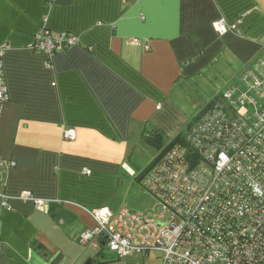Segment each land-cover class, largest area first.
<instances>
[{
  "label": "crops",
  "instance_id": "1",
  "mask_svg": "<svg viewBox=\"0 0 264 264\" xmlns=\"http://www.w3.org/2000/svg\"><path fill=\"white\" fill-rule=\"evenodd\" d=\"M220 18L237 27L219 35ZM44 29L79 43L32 49ZM2 45L0 156L16 164L0 168V264H117L79 241L95 226L87 210L148 208V193L130 202L157 155L144 133H185L240 84L264 47V0H0ZM28 191L44 203L18 197Z\"/></svg>",
  "mask_w": 264,
  "mask_h": 264
},
{
  "label": "built area",
  "instance_id": "2",
  "mask_svg": "<svg viewBox=\"0 0 264 264\" xmlns=\"http://www.w3.org/2000/svg\"><path fill=\"white\" fill-rule=\"evenodd\" d=\"M214 24L219 35L237 27L223 18ZM78 43L72 34L54 36L44 29L31 48L53 56ZM6 49L0 46V124L9 99ZM239 82L189 126V147H171L144 173L142 186L155 202L152 215L128 208L88 209L95 226L79 241L100 252L105 240V248L118 259L160 252L162 264H264V47L245 65ZM62 136L72 141L75 128ZM15 164L0 156V168ZM0 196L2 206L10 209V197ZM18 197L44 203L30 191Z\"/></svg>",
  "mask_w": 264,
  "mask_h": 264
},
{
  "label": "trees",
  "instance_id": "3",
  "mask_svg": "<svg viewBox=\"0 0 264 264\" xmlns=\"http://www.w3.org/2000/svg\"><path fill=\"white\" fill-rule=\"evenodd\" d=\"M222 97H223V94L221 93V95L220 96H218V97H216V98H214V99H212L211 100V102L200 112V114L202 113V112H204L205 110H207L208 108H209V106H211L213 103H215L216 101H220L221 99H222ZM199 114V115H200ZM198 115V116H199ZM197 116V117H198ZM196 117V118H197ZM196 118H194V120L192 121V122H190L189 123V126L196 120ZM189 126H188V128H187V134H188V129H189ZM187 134H185V133H181V134H179V135H177V137H175V138H173V139H171V140H167L166 138H165V136L163 135V133L162 132H159L158 130H154V131H151V132H148V131H146L145 133H144V136H145V138L147 139V141H148V143L149 144H151V145H153L156 149H157V155H156V157H155V159L150 163V164H148L145 168H144V170L143 171H141L138 175H137V180L141 183V185H142V178H143V176H144V173L148 170V169H150V167L155 163V161L156 160H158L160 157H162L163 156V154H165L166 153V151H168V150H170L171 149V147H173V146H175V145H177L178 143L179 144H183V145H187V143H185V139H186V136H187ZM189 145V144H188ZM187 145V146H188ZM189 147V146H188ZM189 151H190V148H189ZM189 151H188V153H189ZM195 154H196V156L198 155L196 152H195ZM193 155L194 154H192L191 152H190V155L188 156V158L189 159H191V162H190V166L192 165V166H194L195 164H194V162H195V158L193 159ZM103 255V252L102 251H100V255ZM103 257H104V255H103ZM111 258H114V257H111Z\"/></svg>",
  "mask_w": 264,
  "mask_h": 264
},
{
  "label": "rangeland",
  "instance_id": "4",
  "mask_svg": "<svg viewBox=\"0 0 264 264\" xmlns=\"http://www.w3.org/2000/svg\"><path fill=\"white\" fill-rule=\"evenodd\" d=\"M185 134H187V131L185 132ZM137 187L136 189H133L132 191V195L130 197V202L133 200V198H136L137 196L139 197H143L144 196V199L145 197L149 198L148 195H147V191L144 190V188H142V186H140V184H136ZM135 195V197H134ZM148 203V208L145 210L143 207L139 208V210H144L145 212H147L148 215H152L153 211H152V207L155 205V202L154 200L151 198L150 200L147 201ZM131 206V204L129 205ZM160 207H157V209H159ZM102 252L105 253V256L107 258H111V257H114V255L111 253V251L108 250V248H104L101 250ZM136 257H131V258H124V259H119V260H116L117 264H156L157 261V256L158 254H161L160 252L157 254V253H153L152 257H150V260L146 258H144L142 254L140 253H136ZM112 255V256H111ZM116 258V257H114ZM118 259V258H116Z\"/></svg>",
  "mask_w": 264,
  "mask_h": 264
},
{
  "label": "water",
  "instance_id": "5",
  "mask_svg": "<svg viewBox=\"0 0 264 264\" xmlns=\"http://www.w3.org/2000/svg\"><path fill=\"white\" fill-rule=\"evenodd\" d=\"M105 245H106V241L105 240H102L101 241V249H104L105 248Z\"/></svg>",
  "mask_w": 264,
  "mask_h": 264
}]
</instances>
